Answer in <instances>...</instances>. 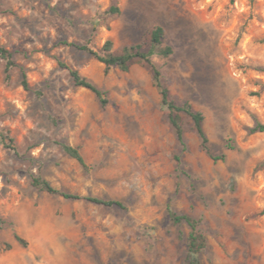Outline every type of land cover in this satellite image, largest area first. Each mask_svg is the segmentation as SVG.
I'll return each instance as SVG.
<instances>
[{"label": "rangeland", "instance_id": "obj_1", "mask_svg": "<svg viewBox=\"0 0 264 264\" xmlns=\"http://www.w3.org/2000/svg\"><path fill=\"white\" fill-rule=\"evenodd\" d=\"M155 25L173 49L152 55L170 98L202 112L224 160L184 113L179 143L149 68L104 72L70 44L148 50ZM0 47L15 62L6 80L0 57V129L18 151L0 142V264H183L190 228L167 203L201 219L200 264H264V132H251L264 123V0H0ZM54 141L78 147L86 168ZM32 175L124 208L42 191Z\"/></svg>", "mask_w": 264, "mask_h": 264}, {"label": "trees", "instance_id": "obj_2", "mask_svg": "<svg viewBox=\"0 0 264 264\" xmlns=\"http://www.w3.org/2000/svg\"><path fill=\"white\" fill-rule=\"evenodd\" d=\"M108 11L111 13H117L119 11V8L117 5H111ZM162 37L163 28L160 25H155L150 31V48L148 50H143L141 44H132L123 47V49L119 53H114L112 51L113 43L111 39L105 40L101 48L102 53L94 51L86 44H70L76 46L79 49L87 50L97 60L102 62L104 64V72H107L111 67L114 66L118 67L122 71H128L131 65H133L134 63H140L149 68L152 75L153 84L158 90L160 96V105L167 110L168 121L174 129L176 138L179 143L184 146V129L181 117V113H184L188 115L192 120L193 128L199 138V145L201 149L206 151L213 160H224L226 156L224 153L214 155L209 152V141L203 127L204 115L202 114V112L199 110H195L193 106L187 101L176 103L170 98L168 89L162 82L161 70L152 59L153 54L167 56L173 52L171 46L163 44ZM0 57L5 61V79L9 80L10 71L15 66V62L12 59L11 53L3 47H0ZM60 64L64 67H67L64 63L60 62ZM68 72L75 86L83 87L93 92L94 95L98 98L101 106H104L107 103L105 90L99 88L87 77L82 76L76 69L68 68ZM21 84L25 89H28V84L24 72H22ZM251 132H264V123L256 122L255 125L251 128ZM0 142L5 147L14 150L15 154H18L17 149L13 145V139L9 136V131L7 129H0ZM54 143L57 144L68 156L75 159L82 167L86 168L87 165L78 147L72 146L62 141H54ZM31 185L37 187L42 191L61 195L64 198L84 199L104 206H117L124 208L123 203L119 200L61 191L53 187L48 180L38 175L31 176ZM166 209L168 216L173 223L178 224L181 222H185L190 228L189 234L187 236L186 254L183 264H200L198 254L206 246V236L200 228L201 219L194 218L187 214H180L172 209V207L168 203L166 205ZM4 224L5 220L0 215V230L3 228ZM14 237L19 243L25 245L24 239H22L18 234L15 233Z\"/></svg>", "mask_w": 264, "mask_h": 264}]
</instances>
